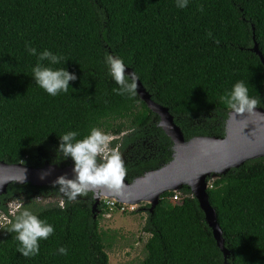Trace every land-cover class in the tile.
<instances>
[{
	"label": "trees",
	"instance_id": "16d2710c",
	"mask_svg": "<svg viewBox=\"0 0 264 264\" xmlns=\"http://www.w3.org/2000/svg\"><path fill=\"white\" fill-rule=\"evenodd\" d=\"M26 42L68 60L64 67L77 80L66 94L51 97L35 86L36 57L25 51ZM254 44L264 58V0H191L183 10L175 0H0V163L73 165L58 153V137L78 131L82 139L96 127L112 136L107 154L126 156L130 183L167 164L172 143L137 94L113 92L105 55L125 61L188 141L224 136L232 110L220 98L237 81L264 110V66ZM207 181L226 263L183 187L161 195L152 213L148 204L131 212L147 214L142 230L149 238L139 264H264V157ZM93 204L90 192L68 201L59 185L11 184L0 196V264H111L99 232L108 210L100 202L92 213ZM25 208L55 229L30 259L17 253L15 233L8 232ZM59 247L68 255H59Z\"/></svg>",
	"mask_w": 264,
	"mask_h": 264
},
{
	"label": "water",
	"instance_id": "95a60500",
	"mask_svg": "<svg viewBox=\"0 0 264 264\" xmlns=\"http://www.w3.org/2000/svg\"><path fill=\"white\" fill-rule=\"evenodd\" d=\"M264 66V58L254 44L252 50ZM126 71H131L126 69ZM137 95L146 107L157 117L158 127L172 143L171 160L157 169L127 182L123 179L119 194L103 186L90 188L94 204L92 213L97 212L104 199L114 200L127 206L148 204L152 213L161 195L177 192L183 187L190 190L197 201L204 219L211 229L213 238L226 263L229 253L224 247L221 230L214 209L207 196L208 178L215 179L237 169L246 162L264 157V110L254 111L261 115L228 114L225 133L222 138L194 137L185 141L180 128L175 124L169 110L153 102L149 94L137 81ZM73 165L59 168L45 163L42 167H29L23 164L0 163V196L6 193L11 184H31L35 187L56 186L58 177L73 178ZM44 177L41 179V177Z\"/></svg>",
	"mask_w": 264,
	"mask_h": 264
},
{
	"label": "clouds",
	"instance_id": "9594fccd",
	"mask_svg": "<svg viewBox=\"0 0 264 264\" xmlns=\"http://www.w3.org/2000/svg\"><path fill=\"white\" fill-rule=\"evenodd\" d=\"M190 2L191 0H175V6L183 10L189 6ZM215 42L219 44V41ZM25 51L28 55L36 57V63L31 68V78L35 86L43 89L49 96L66 94L71 88L70 82L77 80L75 73L69 72L64 67L68 60L63 55L47 48L38 51L28 42L25 43ZM103 63L108 75L117 85L113 92L128 99L135 98L139 79L137 74L134 71H126L129 68L125 61L110 53L105 55ZM61 64L63 67H54ZM220 99L237 116L261 115L254 111L257 107H262L261 101L249 95V87L242 80L234 83L231 90ZM78 136V131H67L58 137L60 141L58 153L64 159L70 158L73 162V178L61 176L54 182L55 185H59V192L68 201H75L78 196L86 194L90 188L99 186L119 194L126 168L118 152L106 153L109 135L93 127L84 138L77 139ZM43 178L42 176L41 179ZM54 231L52 224L39 218L27 208L14 217L8 229L9 233H15V240L18 242L17 253L29 259L39 255L40 241L47 240ZM56 252L62 256L68 255V249L65 247L57 248Z\"/></svg>",
	"mask_w": 264,
	"mask_h": 264
},
{
	"label": "rangeland",
	"instance_id": "374dc122",
	"mask_svg": "<svg viewBox=\"0 0 264 264\" xmlns=\"http://www.w3.org/2000/svg\"><path fill=\"white\" fill-rule=\"evenodd\" d=\"M109 137L112 136L109 134ZM121 158L123 161L126 160L125 155H121ZM38 202V204L45 203L42 200ZM143 205L145 204L131 207L137 210ZM106 207L108 212L99 221V232L104 239L109 262L139 264L145 257V244L149 238V235L142 230L147 218L146 212L132 214L129 211L121 212L116 208Z\"/></svg>",
	"mask_w": 264,
	"mask_h": 264
},
{
	"label": "built area",
	"instance_id": "2783aa9c",
	"mask_svg": "<svg viewBox=\"0 0 264 264\" xmlns=\"http://www.w3.org/2000/svg\"><path fill=\"white\" fill-rule=\"evenodd\" d=\"M179 201V199H178V195L177 194H175V196H173L172 198H171V202H173V203H177ZM101 202H103L106 206H109V207H111V208H116V209H118L119 211H129V212H132V211H134L135 209L134 208H132L131 206H127V205H122V204H119V203H117L116 201H114V200H108V199H104V200H102Z\"/></svg>",
	"mask_w": 264,
	"mask_h": 264
}]
</instances>
